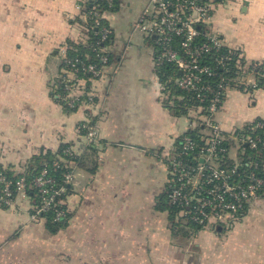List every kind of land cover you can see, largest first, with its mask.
<instances>
[{
  "label": "crops",
  "instance_id": "crops-1",
  "mask_svg": "<svg viewBox=\"0 0 264 264\" xmlns=\"http://www.w3.org/2000/svg\"><path fill=\"white\" fill-rule=\"evenodd\" d=\"M118 1L105 13L113 63L91 84L97 102L67 112L49 88L60 69L59 46L80 33V1L0 0V164L22 170L61 143L82 153L77 125L87 112L98 135L94 154L85 150L84 165L74 167L69 219L57 232L43 217L31 218L29 195L0 208V264H264V194L241 217L197 231L157 208L167 175L163 154L192 112H173L178 95L163 88L152 45L134 28L148 0ZM211 15L229 50L246 63L264 60V0H227ZM242 86H228L215 115L226 133L264 119V88Z\"/></svg>",
  "mask_w": 264,
  "mask_h": 264
},
{
  "label": "built area",
  "instance_id": "built-area-1",
  "mask_svg": "<svg viewBox=\"0 0 264 264\" xmlns=\"http://www.w3.org/2000/svg\"><path fill=\"white\" fill-rule=\"evenodd\" d=\"M79 1L82 28L90 27L89 19L93 18L91 26L96 29L95 35L99 36V41H105L111 32L110 27L102 22L107 9L99 7L97 0ZM103 1L107 2L108 7L113 6L112 0ZM226 1L148 0L134 24L143 37L152 41L155 69L169 66L174 70L170 79L180 90L195 92L198 99L208 102L206 106H200L195 115H199L196 121V128L200 127L199 140L179 134L170 153L165 155L169 201L179 208L177 218L181 222H194L204 228L218 221L241 217L250 202L259 196L258 191L264 189V179L255 171L259 168V162L251 160L245 164L252 170L245 169L242 164L246 154L245 145L254 149L258 157H264V119L250 125L251 129L259 128L262 137L260 134L238 135L236 129L230 133L224 132L214 115L230 84L224 83L222 79L216 80L214 85L203 83L206 77L215 75L216 66L224 67L229 58V53L219 54L213 58L214 65L202 61L212 50L217 52L225 45L219 32L207 27L206 22L216 6ZM88 2L91 7L86 10ZM61 49L62 62L71 63L66 58L65 49ZM100 52V61L106 63L107 55ZM82 71L90 77L77 78L72 71L64 72L65 93L62 99L72 109L85 108L89 111L95 104L96 95L91 88L86 90V83L102 78L105 71L104 67L95 64L82 66ZM247 76L240 77L241 80L236 78L232 83L244 84ZM80 81H83L84 86ZM77 130L84 142L83 148L98 140L96 124L91 123L87 116L77 125ZM65 152L69 155L81 154L73 146H69ZM73 163L72 160L64 162V167L70 170L64 175L63 184L59 187L53 186L54 180L47 176L46 168L40 170L30 186L26 185L24 177H19L14 182L13 190L9 188L10 181L0 175V208H11L17 195L28 196L26 190L32 186L37 191L38 201L34 199L31 218L36 220L41 218L42 213L52 211L54 221L65 219L68 209L63 206L72 184Z\"/></svg>",
  "mask_w": 264,
  "mask_h": 264
},
{
  "label": "trees",
  "instance_id": "trees-1",
  "mask_svg": "<svg viewBox=\"0 0 264 264\" xmlns=\"http://www.w3.org/2000/svg\"><path fill=\"white\" fill-rule=\"evenodd\" d=\"M99 3V7H103V9H107V11H115L118 7L119 1L118 0H112V7H108V4L106 1L103 0H97ZM87 9L89 10L91 7V4L88 2L86 4ZM93 18L89 19V25L90 27H87V29L82 28L81 22H80V33L78 37L81 39H76L69 37L68 40H66L63 44H61L58 48L59 54H60V49L64 48L65 53H66V58L71 61V63H63L61 60L60 63V69H59V75L56 77L55 81L53 84L50 86V95L51 97L56 100L65 111L67 112H72L76 109H72L69 107L68 103L62 99V95H64V85L65 83L63 76L65 75V71H72L75 73L77 78H83V79H88L90 75L84 71H82V66H86L88 64H95L98 67H106L109 66L113 63V58L111 56V53L109 52V44L111 43L112 40V29L111 26L109 25L108 21L106 19H103L102 22L105 23L110 27V34L108 38L105 41H99V36L95 35L96 29L91 26ZM79 24V23H78ZM143 37V35H141ZM143 39L147 40L148 42L151 43L152 41L150 39H147L143 37ZM67 44V45H66ZM107 55V61L106 63H102L99 59L101 52ZM229 53V58L226 60L225 66H214L215 67V75L213 77H206L203 81L204 84H210L214 85L218 80L222 79L224 83H229L232 85L235 81V79L238 77H242L247 75L249 72H251L254 75V88H264V60L263 61H257V62H251L246 63L242 55L238 56L237 52L229 50V48L226 46H222V48L219 51H213L210 52L209 54L205 55L202 59L204 63L214 65L213 58L218 56L219 54H227ZM61 57V56H60ZM152 57H153V49H152ZM62 59V58H61ZM153 60V58H152ZM105 70V69H104ZM158 73L159 81L161 82L163 88L165 90L172 91L173 94L178 95V99L174 101L173 105L170 106L173 112L176 115H185L189 112H193L192 115H196L195 110H197L200 106H206L208 104L207 100L203 99H198L196 97L195 92L192 91H183L180 90L174 82L170 79L173 74L174 70H172L169 66H163L160 69L156 70ZM217 80V81H216ZM244 84H237V87L242 88ZM86 90L88 88H91L90 83H86ZM92 89V88H91ZM227 91L225 92L226 96ZM223 97V99L225 98ZM80 98H85L84 96H80ZM94 101H96V97H94ZM221 106V104H219ZM87 117L90 119L91 123L96 124V118L95 116L92 117L88 115L87 112ZM257 120H263L261 118H256L247 124H244L242 127L237 128L235 130V133L238 135H256L260 134L262 137L263 134L260 133V129H251L250 125L254 124ZM200 127L198 128H186L184 132L181 134L183 135H190L192 136L195 140H199V130ZM82 133V132H80ZM178 141V139H177ZM176 141V143H177ZM98 140L88 144L83 148V150L88 151L92 154H94L95 150V144H97ZM69 146H73L71 143H61L57 149L56 152L54 153H43L39 154L33 157L32 161L29 162L26 167H24L22 170H17L11 166H3L0 164V175L3 176L6 180L10 181V190H13L15 185L14 182H16L19 177H24L25 183L27 186H30L32 179L42 170L43 168H46L47 170V176L52 178L53 181V186L54 187H59L63 184V179L64 175L66 172L70 170L66 169L64 167V162L67 160H72L74 161L73 168L78 166V165H84V155L81 154H71L69 155L68 153L65 152V149H68ZM246 154L244 155L245 159L243 160L242 164L243 167L247 170H252V168L248 165H245L248 161H258L259 162V168L256 169V173L264 179V170H263V162H264V157L260 155L259 157L257 156L256 153H254V149H249L248 146H246ZM260 147V145H259ZM75 148V147H74ZM77 150V149H76ZM78 153H80L82 150H77ZM264 154V153H263ZM166 160V159H165ZM87 161V160H86ZM262 161V165H260V162ZM90 170L93 172L96 168L97 161L96 159L90 160ZM167 164V161H165ZM169 175H166V182H165V189L164 193L162 194V197L158 201L157 208L158 209H166L169 213V216L173 223L176 225H180L184 222H181L180 218H177V213H178V206L173 205L169 201V190L170 186L169 181ZM169 186V188H168ZM70 186L68 188V195L70 193ZM27 194L29 197L35 199V201H38V196H37V191L31 186L27 188ZM264 189H260L258 191V195L261 196L264 193ZM67 205L65 203V206ZM5 209V208H3ZM45 219L46 227L51 233L57 232L60 228L65 226L67 224V221L69 219V212L66 213V218L63 220H57L54 221V216L52 211L44 212L42 213V216ZM239 218L238 216H235L233 218ZM229 220V219H228ZM226 221H218L216 224H211L212 226L215 225H226L228 222ZM186 226H190V228H193L194 231H197L201 228H204V226H201L200 224L194 223V222H186L184 223Z\"/></svg>",
  "mask_w": 264,
  "mask_h": 264
},
{
  "label": "rangeland",
  "instance_id": "rangeland-1",
  "mask_svg": "<svg viewBox=\"0 0 264 264\" xmlns=\"http://www.w3.org/2000/svg\"><path fill=\"white\" fill-rule=\"evenodd\" d=\"M212 14V13H211ZM212 18V15H210V17L207 19L208 21L206 22V24H208L207 25V27H211V25H210V23H211V19ZM105 19H106V17H105ZM107 20V19H106ZM209 22V23H208ZM79 35V34H78ZM76 39H81L80 37H76ZM67 45V44H66ZM61 50L62 49H60V53H61ZM58 75H59V73H58ZM105 77V75L102 77V78H99V79H96V80H100V79H103ZM240 77H238V79H239ZM246 82L244 83V84H253L254 85V82H255V79H254V75L251 73V72H249L248 73V76L246 77ZM96 80H93L92 82H90V86H91V84L94 82V81H96ZM239 80H241V79H239ZM250 81H252L251 83H249ZM80 83H81V85L82 86H84V83H83V81H80ZM92 88V87H91ZM92 90H93V88H92ZM95 93V92H94ZM94 106V105H93ZM219 110V109H218ZM217 110V111H218ZM197 110H195V112H196ZM217 113V112H216ZM216 113H215V115H216ZM192 114H193V112H192ZM190 115L189 117H187V126H188V128H196L197 126V119L199 118V115H197L196 117H195V113H194V115ZM215 115H214V117H215ZM216 119V118H215ZM219 123V122H218ZM245 124H247V123H245ZM187 128V127H186ZM180 134V133H179ZM178 134V135H179ZM177 135V136H178ZM176 136V137H177ZM170 151L171 150H168V151H166L165 152V154H163V155H167V154H169L170 153ZM167 164H166V170H167ZM167 174H168V172H167ZM73 179H74V177L72 178V183H73ZM25 197V196H24ZM182 225H185L184 223H182Z\"/></svg>",
  "mask_w": 264,
  "mask_h": 264
}]
</instances>
